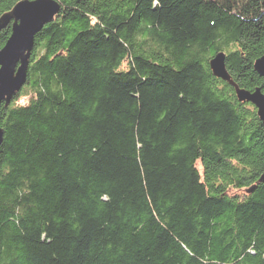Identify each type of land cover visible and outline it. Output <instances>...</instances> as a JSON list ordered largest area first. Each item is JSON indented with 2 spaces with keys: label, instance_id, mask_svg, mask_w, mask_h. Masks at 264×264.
<instances>
[{
  "label": "trees",
  "instance_id": "trees-1",
  "mask_svg": "<svg viewBox=\"0 0 264 264\" xmlns=\"http://www.w3.org/2000/svg\"><path fill=\"white\" fill-rule=\"evenodd\" d=\"M56 1L0 109V264H264V120L210 66L264 94V0Z\"/></svg>",
  "mask_w": 264,
  "mask_h": 264
},
{
  "label": "water",
  "instance_id": "water-1",
  "mask_svg": "<svg viewBox=\"0 0 264 264\" xmlns=\"http://www.w3.org/2000/svg\"><path fill=\"white\" fill-rule=\"evenodd\" d=\"M60 12L56 0H23L0 17V33L12 25V33L4 47L0 50V109L6 106L26 84L30 58L35 46L37 34L51 23ZM210 66L215 76L222 78L235 87L241 102H251L264 120V94L261 88L254 92L241 88L230 75L226 65V54L218 53ZM255 69L264 76V57L255 62ZM4 131L0 126V144ZM252 191V189L250 190Z\"/></svg>",
  "mask_w": 264,
  "mask_h": 264
}]
</instances>
